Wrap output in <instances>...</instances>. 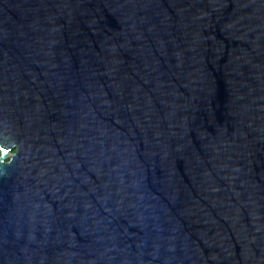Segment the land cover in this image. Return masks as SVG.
<instances>
[{
    "label": "water",
    "instance_id": "95a60500",
    "mask_svg": "<svg viewBox=\"0 0 264 264\" xmlns=\"http://www.w3.org/2000/svg\"><path fill=\"white\" fill-rule=\"evenodd\" d=\"M0 264H264V0H0Z\"/></svg>",
    "mask_w": 264,
    "mask_h": 264
},
{
    "label": "trees",
    "instance_id": "16d2710c",
    "mask_svg": "<svg viewBox=\"0 0 264 264\" xmlns=\"http://www.w3.org/2000/svg\"><path fill=\"white\" fill-rule=\"evenodd\" d=\"M0 154H1V151H0Z\"/></svg>",
    "mask_w": 264,
    "mask_h": 264
}]
</instances>
